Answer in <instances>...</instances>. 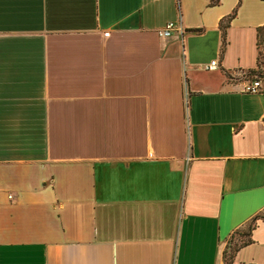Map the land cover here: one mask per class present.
Here are the masks:
<instances>
[{"label":"crops","instance_id":"1","mask_svg":"<svg viewBox=\"0 0 264 264\" xmlns=\"http://www.w3.org/2000/svg\"><path fill=\"white\" fill-rule=\"evenodd\" d=\"M262 25L264 0H0V264H224L264 214V92L226 77ZM232 264H264V220Z\"/></svg>","mask_w":264,"mask_h":264},{"label":"trees","instance_id":"2","mask_svg":"<svg viewBox=\"0 0 264 264\" xmlns=\"http://www.w3.org/2000/svg\"><path fill=\"white\" fill-rule=\"evenodd\" d=\"M208 7H213L219 4V0H207ZM239 4L237 5V7ZM237 7L231 12L230 15L223 18L219 22V30L221 33V54H223L225 46H226V32L230 25L232 19L236 16ZM199 32V30L193 31ZM262 40H264V25L258 27L256 29V49H257V59H256V67L254 69L246 70V71H236L234 72V76H230L226 73V77L231 81H241L245 82H258L259 83V93L264 92V86L260 79L254 78L257 73H259V57H260V45ZM264 220V214H260L255 216L250 220V222L246 225V227L241 231H236L233 234L236 235V239L230 238V241L223 253L224 264H232V259L234 253L241 247L250 243V233L255 228L256 222ZM233 236V235H232Z\"/></svg>","mask_w":264,"mask_h":264},{"label":"built area","instance_id":"3","mask_svg":"<svg viewBox=\"0 0 264 264\" xmlns=\"http://www.w3.org/2000/svg\"><path fill=\"white\" fill-rule=\"evenodd\" d=\"M180 29L176 26L174 22H168L164 27L157 31L159 37L168 38L173 32L179 31ZM108 33H104V37H108ZM217 66L216 61H212L209 65V69H214ZM243 92L247 94H257L259 93V83L258 82H245L243 84Z\"/></svg>","mask_w":264,"mask_h":264},{"label":"rangeland","instance_id":"4","mask_svg":"<svg viewBox=\"0 0 264 264\" xmlns=\"http://www.w3.org/2000/svg\"><path fill=\"white\" fill-rule=\"evenodd\" d=\"M259 73L255 75L254 78L260 79L264 86V40H262L260 45V57H259Z\"/></svg>","mask_w":264,"mask_h":264}]
</instances>
